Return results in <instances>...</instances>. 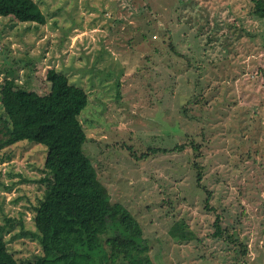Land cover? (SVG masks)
<instances>
[{
    "label": "rangeland",
    "instance_id": "rangeland-1",
    "mask_svg": "<svg viewBox=\"0 0 264 264\" xmlns=\"http://www.w3.org/2000/svg\"><path fill=\"white\" fill-rule=\"evenodd\" d=\"M34 1L44 25L0 18L8 252L42 254L48 151L10 137L2 91L14 80L46 95L56 69L90 95L83 151L140 224L153 264H264V20L254 0ZM181 224L187 238L172 231Z\"/></svg>",
    "mask_w": 264,
    "mask_h": 264
},
{
    "label": "trees",
    "instance_id": "trees-1",
    "mask_svg": "<svg viewBox=\"0 0 264 264\" xmlns=\"http://www.w3.org/2000/svg\"><path fill=\"white\" fill-rule=\"evenodd\" d=\"M254 3V15L264 20V0ZM4 17L47 22L34 0H0V18ZM47 80L51 90L46 95L30 92L14 80L2 91L10 137L42 144L48 151L47 176L42 180L48 202L36 209L42 254L33 261H16L0 239V264H153L140 224L125 207L112 203L83 151L88 138L81 115L89 93L56 69L48 71ZM184 229L181 224L172 231L187 238ZM215 235L221 236L220 228Z\"/></svg>",
    "mask_w": 264,
    "mask_h": 264
}]
</instances>
